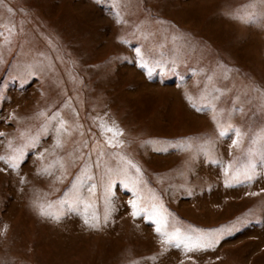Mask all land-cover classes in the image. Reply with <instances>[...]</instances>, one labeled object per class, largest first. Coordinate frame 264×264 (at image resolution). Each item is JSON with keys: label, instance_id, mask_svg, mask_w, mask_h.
Masks as SVG:
<instances>
[{"label": "rangeland", "instance_id": "1", "mask_svg": "<svg viewBox=\"0 0 264 264\" xmlns=\"http://www.w3.org/2000/svg\"><path fill=\"white\" fill-rule=\"evenodd\" d=\"M246 12L259 17L264 0H119L117 9L112 0H0V155L10 154L9 140L18 147L40 136L19 169L0 161V264H264V175L229 187L224 173L229 161L260 147L252 141L264 130V19L235 18ZM137 47L167 71L155 67L149 78ZM213 96L224 119L247 135L238 148L217 140L208 157L195 146L218 129L210 109H197ZM57 113L68 128L62 148H54ZM102 121L124 130L123 148L107 143ZM189 138L192 149L173 147ZM114 153L140 166L145 199L157 197L182 231L239 230L204 251L163 243L154 221L132 215L135 197L120 180L116 210L103 223V177L121 163ZM59 157L63 182L59 164L51 176L39 171ZM77 176L85 197L96 185L99 229L77 212L55 221L33 206L58 201Z\"/></svg>", "mask_w": 264, "mask_h": 264}, {"label": "snow or ice", "instance_id": "2", "mask_svg": "<svg viewBox=\"0 0 264 264\" xmlns=\"http://www.w3.org/2000/svg\"><path fill=\"white\" fill-rule=\"evenodd\" d=\"M112 7L113 9H117L119 7V0H112ZM116 15L119 18L118 11L116 12ZM235 18L246 23H259L260 20L264 19V13L258 17L255 13L246 12ZM123 42L129 43L127 40H124ZM135 53L139 60V67L147 71L149 78L152 77L155 67H160L167 71V66L163 65L160 61L155 62V67L150 66L149 55L142 51L140 47L135 48ZM173 65L175 66V61H173ZM186 99L192 107L197 108L195 102L196 98L193 95L186 93ZM200 99L205 100L206 97L202 95ZM216 100L217 97L213 96L211 100H208L206 104H201L197 109L199 111H203L205 108L210 109L212 112V120L216 123L218 129L216 137L208 138L195 146L197 154L204 153L208 157L213 155V149L217 140L228 137L231 139V146L238 148L242 145L244 138L247 135V133L242 131L239 127H236L231 124L230 121L224 119L223 110L217 109ZM57 118L58 122L55 126L56 140L54 148H62V135L68 131V128L66 127L67 121L62 117H59V113L55 114L52 119ZM49 126L50 122L44 126L45 134ZM100 126L106 133H111V136L107 140V143L110 146L113 148H123L125 143L124 140L121 139V137L124 136L123 129L115 124H108L106 121H102ZM2 135H4V133H0V136ZM258 142L260 143V147L255 150L250 147L246 151L242 162L238 160L229 161L224 167L225 176L228 177V179L225 180L227 186L232 187L239 184L252 183L258 176L264 175V130L261 131L258 141L255 139L252 141L253 144ZM39 143V135L28 136L18 147H13L12 141L9 140L8 148L11 150L10 154L0 155V161H4L11 169L17 170L19 169L21 162L25 159L27 151L29 149H35ZM173 147L181 150L192 149V139L189 138L186 144H176L173 145ZM163 150L167 151V149ZM114 154L119 157L121 163L118 164L116 168H106L103 177L105 180L103 223H107L112 212L116 210L112 199L114 196L112 189L116 181L120 180L124 183L125 187L131 189L132 194L135 197L128 201V204H130L132 208V215L134 217L144 215L148 220L154 221L155 231L163 238V243L176 248L183 247L185 252L204 251L214 249L224 236L231 235L233 231L239 230L235 225H231L221 226L220 228L208 231L200 229L182 231L179 227L171 224L168 214H166L162 203L158 202L157 197L151 196L147 200L145 199L144 192L140 187L143 183L140 166L132 159L121 155L120 153ZM40 157L41 159L44 158L43 152L40 153ZM211 162L216 164L221 163V161L215 159L211 160ZM56 164H59L61 169L60 174L56 176V180L63 182L67 177V168L63 157H59L56 161L44 165L39 171L44 175L51 176L53 175L52 169L56 167ZM97 164H99V157L97 159ZM87 179L92 180L93 177L88 176ZM85 187L84 177L77 176L70 188L58 201H48L45 203L37 199L33 201V206L36 208L39 215L55 221H59L66 212H77L83 216L84 223L89 228L99 229L102 224L101 216L95 210V205L91 202V197L94 195L96 185L91 184L90 186H87L86 190L89 194L88 197H85L84 195ZM251 195H258V193H251ZM247 223H250V221H243L242 226ZM133 264H138V262H133Z\"/></svg>", "mask_w": 264, "mask_h": 264}]
</instances>
